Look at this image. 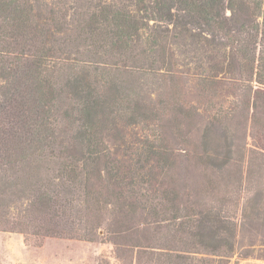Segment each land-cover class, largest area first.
<instances>
[{"label":"trees","instance_id":"obj_1","mask_svg":"<svg viewBox=\"0 0 264 264\" xmlns=\"http://www.w3.org/2000/svg\"><path fill=\"white\" fill-rule=\"evenodd\" d=\"M52 3L41 11L32 0H0V184L3 176L24 178L32 186L27 211L35 219L37 215H48L59 224L65 215L66 223L73 224L72 200L64 198L63 202L58 192L53 195L41 187L36 169L22 175L24 163H31L29 159L33 157L58 158V176L65 178L71 188L84 178L86 186L78 189L83 198H90L86 214L96 212L97 219L100 207L94 199L100 197V188L95 182V187L87 183L89 180L104 179L123 195L119 181L123 170L117 164L118 158L109 156L105 145V123L113 116H123L130 125L141 127L154 138L144 151L156 172L149 168L141 180L153 183L145 196L155 199L160 195L165 201L158 224L166 222L165 227L177 230L193 225L188 212L182 213L186 207L179 204L178 192L171 185L164 186L160 176L164 177L174 164L165 137L166 125L171 124L167 128L175 137L183 136L185 120L198 111L180 97L158 108L150 101H142L138 91L127 89L125 79L120 81L109 75L108 81L100 83L91 80L81 67L76 74L60 79L59 73L71 65L66 53L69 22L60 1ZM47 5L42 3L45 8ZM83 23L86 25L82 31L97 38L98 45L112 56L136 51L137 56L145 58L149 72L158 71L170 92L183 93V78L177 72L179 66H184L198 74L206 71L197 78L202 90L212 82H235L242 90L240 100L245 107L255 112L264 109V0H100ZM200 42L205 46L206 67L203 62L197 63L193 53L192 46ZM178 51L183 56L181 63L176 59ZM115 58L112 64L122 60ZM33 105L35 109L31 108ZM58 107L70 126L77 124L70 135V149L64 146L66 151L59 149V153L50 148L56 140L52 116ZM261 115L264 118V113ZM220 117L219 123L223 121ZM133 172L136 173L135 169ZM121 204L131 209L135 205L128 200ZM150 210V215L158 214L155 207L150 206ZM260 214L264 217V209L247 219L263 223ZM209 220L208 241L230 244L237 224L225 221L219 213L211 214ZM195 234L199 242H205L201 231ZM167 250L152 252L155 257L148 256L147 261L195 264L184 255ZM261 256L264 259V254Z\"/></svg>","mask_w":264,"mask_h":264},{"label":"rangeland","instance_id":"obj_2","mask_svg":"<svg viewBox=\"0 0 264 264\" xmlns=\"http://www.w3.org/2000/svg\"><path fill=\"white\" fill-rule=\"evenodd\" d=\"M32 1L44 11L57 0ZM58 1L69 22L66 53L71 59V65L59 73L60 79L76 74L81 67L91 80L100 83L108 81L109 75L120 81L125 79L127 89L131 87L138 91L142 101H150L158 108L180 97L198 111L193 118L185 120L183 136L175 137L167 128V125L171 128V124L166 125L165 137L174 164L164 177L158 175L164 179V186L171 185L178 192L179 204L186 207L182 213L188 212L193 225L177 230L165 227L166 222L158 224L165 201L160 195L155 199L145 196L153 183L141 180L152 165V161L145 158L144 149L154 138L141 127L130 125L125 117L113 116V120L105 123V145L109 156H116L117 164L123 170L119 175L123 195L115 192V185L104 179L89 180L87 183L100 188V197L94 199L100 207L96 219V212L86 214L85 206L90 198H83L78 189L86 186L84 178L78 186L71 188L65 178L58 176V158L47 155L43 160L29 159L31 163H24L22 175L36 169L35 174L42 180L41 187L53 195L58 192L63 202L72 200L75 223L67 224L65 215L60 219L64 222L59 221V224L48 215H37L35 219L27 211L31 184L14 175L9 179L3 176L0 184V264H151L154 260L147 261L148 256L155 257L152 252L165 249L178 256L184 255L195 264H264L261 258L264 254V222L247 219L264 209V118L261 115L264 109L255 112V109L245 107L240 100L242 90L235 82H212L202 90L197 78L206 71L198 74L179 65L177 74L183 78V93L168 91V83L160 79L158 71L155 74L149 72L148 62L137 56L136 51L126 56H112L98 45L97 38L84 29L82 31L86 25L83 22L100 0ZM43 2L48 7L42 6ZM200 44L192 46L193 53L197 63L203 62L206 67L205 46ZM181 55L178 51L176 59L180 63ZM115 57L122 60L112 64ZM190 66L194 64L190 63ZM35 106L31 108L35 109ZM61 111L58 107L52 116L56 140L50 148L58 153L59 149L66 151L64 146L70 149V135L77 125L70 126ZM218 115L223 118L221 123L217 121ZM151 169L156 172L155 168ZM124 200L135 205L132 209L127 208L121 204ZM149 205L155 207L158 214L150 215ZM215 213L221 214L225 221L237 224L230 244L208 241L209 217ZM198 231L205 236V242L198 241L195 234Z\"/></svg>","mask_w":264,"mask_h":264}]
</instances>
